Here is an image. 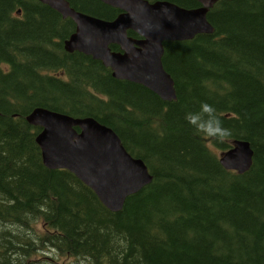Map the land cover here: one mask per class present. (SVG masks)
I'll return each instance as SVG.
<instances>
[{
	"label": "trees",
	"instance_id": "obj_1",
	"mask_svg": "<svg viewBox=\"0 0 264 264\" xmlns=\"http://www.w3.org/2000/svg\"><path fill=\"white\" fill-rule=\"evenodd\" d=\"M207 17L212 32L164 41L176 91L165 100L66 50L69 16L0 0V264H264V0H216ZM35 106L110 126L151 181L109 209L71 170L43 163L40 126L25 117ZM235 138L253 149L243 172L219 161Z\"/></svg>",
	"mask_w": 264,
	"mask_h": 264
},
{
	"label": "water",
	"instance_id": "obj_2",
	"mask_svg": "<svg viewBox=\"0 0 264 264\" xmlns=\"http://www.w3.org/2000/svg\"><path fill=\"white\" fill-rule=\"evenodd\" d=\"M40 1L74 21V30L63 40L66 50L101 60L113 76L141 83L165 100L176 99V91L162 62L164 41L214 30L207 13L216 0H197L199 5L193 7L170 0H102L120 9L111 19L77 10L68 0ZM129 29L139 36L128 34ZM112 43L119 49H112ZM25 117L40 126L35 139L43 163L71 170L113 211L120 210L129 194L152 179L144 160L132 155L119 135L93 116H72L35 106ZM252 156L249 141L235 138L230 147L219 152V161L243 172L251 165Z\"/></svg>",
	"mask_w": 264,
	"mask_h": 264
},
{
	"label": "rangeland",
	"instance_id": "obj_3",
	"mask_svg": "<svg viewBox=\"0 0 264 264\" xmlns=\"http://www.w3.org/2000/svg\"><path fill=\"white\" fill-rule=\"evenodd\" d=\"M47 253H52V251H49V252H47ZM64 261H66V260H64Z\"/></svg>",
	"mask_w": 264,
	"mask_h": 264
}]
</instances>
